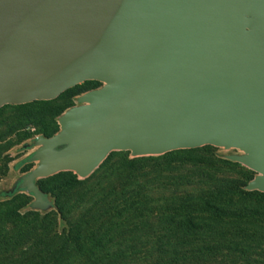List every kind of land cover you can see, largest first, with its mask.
Instances as JSON below:
<instances>
[{
  "label": "water",
  "instance_id": "1",
  "mask_svg": "<svg viewBox=\"0 0 264 264\" xmlns=\"http://www.w3.org/2000/svg\"><path fill=\"white\" fill-rule=\"evenodd\" d=\"M87 81L102 86L36 138L16 183L31 210L54 209L39 179H86L114 151L236 149L264 193V0H0V108Z\"/></svg>",
  "mask_w": 264,
  "mask_h": 264
},
{
  "label": "trees",
  "instance_id": "2",
  "mask_svg": "<svg viewBox=\"0 0 264 264\" xmlns=\"http://www.w3.org/2000/svg\"><path fill=\"white\" fill-rule=\"evenodd\" d=\"M209 147L53 176L56 211L0 209V264H264V193Z\"/></svg>",
  "mask_w": 264,
  "mask_h": 264
},
{
  "label": "rangeland",
  "instance_id": "3",
  "mask_svg": "<svg viewBox=\"0 0 264 264\" xmlns=\"http://www.w3.org/2000/svg\"><path fill=\"white\" fill-rule=\"evenodd\" d=\"M101 86V83L87 81L77 85L74 87L75 89H69L58 98L49 100V103L34 101L23 105H5L0 108V209L16 208L20 210L21 214L31 210L30 205L34 201V196L18 187L15 188V186L16 183L20 184L22 176L31 172L38 165L36 161L32 160V155L37 149L36 138L38 136H54L60 130L59 117L68 109L78 105L79 96ZM46 133L50 136H46ZM208 149L224 158L226 155L240 153L236 149L224 150L214 146ZM132 159L134 157L129 151H114L93 174L109 175L117 171L125 173L128 171L125 163ZM245 168L249 172L243 178L247 184L255 177V173H251L250 169ZM53 176L39 179L38 186L43 189L53 188L57 184V180L53 179ZM47 194L54 203L53 210L56 211L55 195ZM1 241H3V237H0ZM4 262L6 259L0 256V263Z\"/></svg>",
  "mask_w": 264,
  "mask_h": 264
}]
</instances>
